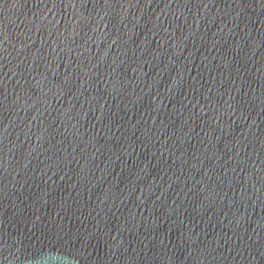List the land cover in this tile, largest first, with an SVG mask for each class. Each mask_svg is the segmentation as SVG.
Masks as SVG:
<instances>
[{"label": "water", "instance_id": "95a60500", "mask_svg": "<svg viewBox=\"0 0 264 264\" xmlns=\"http://www.w3.org/2000/svg\"><path fill=\"white\" fill-rule=\"evenodd\" d=\"M0 264H264V0H0Z\"/></svg>", "mask_w": 264, "mask_h": 264}]
</instances>
